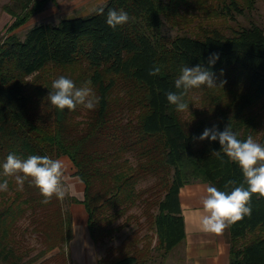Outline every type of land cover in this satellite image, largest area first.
Segmentation results:
<instances>
[{
    "label": "trees",
    "instance_id": "obj_1",
    "mask_svg": "<svg viewBox=\"0 0 264 264\" xmlns=\"http://www.w3.org/2000/svg\"><path fill=\"white\" fill-rule=\"evenodd\" d=\"M203 1L108 0L88 16L38 23L22 39L13 33L0 43V182L9 183L7 191H0V263L35 264L54 250L52 257L66 262L64 248L72 237L63 200L53 197L43 204L31 178L20 189L14 178L3 175L9 154L70 160L84 191L81 200L69 196L68 202L84 206L94 245L111 241L128 216L123 225L115 223L132 208L142 209L149 233L140 235L142 223L133 217L136 229L118 246L106 248L97 264H164L185 238L179 190L199 181L230 191L224 187L228 180L235 186L243 182L235 162L212 155L221 150L219 141L198 137L205 128L223 131L230 124L239 139L251 135L255 140L264 127V32L250 24L231 36L216 29L199 37L161 35L164 20L178 25L191 8L203 9ZM228 1L227 6L219 0L221 14H242L234 0ZM246 1L251 9L255 0ZM55 2L10 0L1 7L12 19L7 32ZM109 9H123L129 22L112 29L105 23ZM185 64L209 68L217 85L223 82L184 97L190 108L192 97L199 96L205 114L189 129L165 95L178 91L174 81ZM153 65L161 69L156 76L148 74ZM61 75L76 87L91 81L88 86L101 98L97 107H52L47 96ZM146 179L155 180L150 196L139 188ZM250 206L251 215L229 226V264H264V198L253 194ZM22 220L28 224L19 231ZM27 233L40 247L25 260Z\"/></svg>",
    "mask_w": 264,
    "mask_h": 264
},
{
    "label": "clouds",
    "instance_id": "obj_2",
    "mask_svg": "<svg viewBox=\"0 0 264 264\" xmlns=\"http://www.w3.org/2000/svg\"><path fill=\"white\" fill-rule=\"evenodd\" d=\"M129 20L128 13L123 9H109L105 23L112 29H116L128 23ZM212 56L219 59V54L214 53ZM213 63L214 60L210 59V67ZM160 71L159 66L153 65L148 74L156 76ZM179 72L178 78L174 81L175 89L178 91H168L165 94L167 102L175 106L178 112L189 109L184 97L190 90L222 87L223 82L218 86L215 74L201 65L189 67L185 64ZM90 84L91 81H88L85 86L76 87L73 80L61 75L52 81V90L47 100L52 107L59 110L74 111L77 106L94 110L101 98L88 86ZM238 136L239 133L235 132L229 124L223 131H219L215 125L212 128H205L202 135L198 137L200 141L218 140L221 150L213 151L212 155L222 162L226 156L239 166L243 174V182L239 186H235L236 182L233 180L225 183V189L231 187L230 191L219 190L213 185L206 188V194L202 199L204 214L201 216L200 223L204 232L217 236L223 234L230 225L251 215L250 201L253 194L264 198V144L254 140L251 135L244 140L239 139ZM2 168L3 175L14 178L20 189H23L25 181L31 178L30 183L39 189L44 198L41 201L43 204L50 203L53 197L61 201L65 198L66 189L62 183L64 164L59 159L54 160L48 156L38 155H30L26 159H21L15 154H9ZM8 188L7 179L0 182V191H7Z\"/></svg>",
    "mask_w": 264,
    "mask_h": 264
},
{
    "label": "crops",
    "instance_id": "obj_3",
    "mask_svg": "<svg viewBox=\"0 0 264 264\" xmlns=\"http://www.w3.org/2000/svg\"><path fill=\"white\" fill-rule=\"evenodd\" d=\"M108 0H56L47 4L45 10L33 16L28 22L30 27L38 23L57 24L63 19L85 17L106 4ZM28 22L26 24H28ZM65 170L68 172L67 182L70 196L81 200L84 185L75 177L74 167L67 157H60ZM70 173V174H69ZM209 184H194L183 186L179 190V203L184 220L185 238L179 247L182 260L175 264H229L230 236L229 227L223 234L217 236L202 230L200 219L203 213L202 199ZM71 218L72 237L68 243L70 259L75 264H97L98 255L95 246L90 240L87 230V213L82 204H72L69 208ZM80 241L76 246V228H78ZM170 264H174L171 262Z\"/></svg>",
    "mask_w": 264,
    "mask_h": 264
},
{
    "label": "rangeland",
    "instance_id": "obj_4",
    "mask_svg": "<svg viewBox=\"0 0 264 264\" xmlns=\"http://www.w3.org/2000/svg\"><path fill=\"white\" fill-rule=\"evenodd\" d=\"M10 0H0V43L5 39L6 36H10L13 33L16 34L20 39L23 38L24 33L26 32L29 25H31L32 22H28V24L23 25L22 27L18 28L17 30H14L13 32L9 33L7 32V29L9 28L12 19L9 15H7L2 10V5L8 3ZM164 1V0H163ZM224 0H221L223 2ZM238 6L243 9L242 14H238L233 11L229 16L221 14V7L223 4H219V0H204L202 3H204L203 9L200 10H192L191 12L187 13V16H184L186 21L178 23V25H171L167 22V20L163 21V25L160 29V33L162 36L166 38H174L175 36H182L186 35L189 37H199L201 34H203L205 31L210 29H216L224 36H231L234 31H236L239 28H247L250 24H256L258 25L264 32V0H255L253 3V7L251 9L246 8L247 7V1L246 0H234ZM226 5L228 6L229 1L225 0ZM217 11V12H216ZM192 104L191 107L188 110H185L180 113V119L184 122V126L186 129H189L193 127L198 121L203 120L205 117V114L203 112V105L201 104L199 100V96L194 95L192 97ZM263 138L264 139V127L261 129L259 134L256 137V141L259 142V140ZM68 172L65 170L64 165V176L62 178V183L65 186L66 189V195L63 199V208L66 213H69V208L72 204L68 202V197L71 195L69 192V186L68 183H66L67 180V174ZM70 174V173H69ZM154 179H146L142 181L139 184V188L146 190L147 195H151V187H152V193H154ZM194 184H207L205 182H192L186 185H194ZM142 209L137 206L132 208L126 216L118 220L115 225H123L125 217L128 216L127 221L122 226L121 230L116 232L112 240L108 241L106 240L103 245H94L95 246V253L98 255V258L103 257L105 254L106 248H108L110 245L112 246H118L121 241L132 231L136 229V222L133 217L138 218L139 222L142 223V228L140 235L144 233H149L146 230L145 225H143L144 217L141 215ZM129 216L132 217L129 219ZM28 222L26 220H22L18 222L19 231H23L24 228L27 227ZM78 228H76V236H75V242L72 244L73 246H76L80 241V236L78 235ZM26 246L29 248V256L28 258H25V260H28L30 257L34 256L39 251V242L33 235H29L27 233L26 235ZM34 249V250H33ZM65 249V259L66 262H63L60 258H54L53 255L57 254V250H54L38 260L35 264H75L70 259V253L68 245L64 248ZM182 260V252L181 250H176L174 252H171V254L168 256V258L165 260L164 264H170L173 262L174 264ZM2 264V263H0Z\"/></svg>",
    "mask_w": 264,
    "mask_h": 264
}]
</instances>
